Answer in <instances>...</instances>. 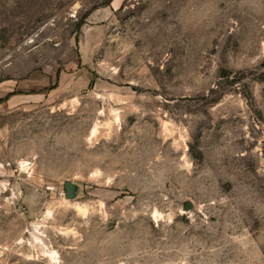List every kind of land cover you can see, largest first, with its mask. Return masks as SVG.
<instances>
[{"label": "rangeland", "instance_id": "374dc122", "mask_svg": "<svg viewBox=\"0 0 264 264\" xmlns=\"http://www.w3.org/2000/svg\"><path fill=\"white\" fill-rule=\"evenodd\" d=\"M0 264H264V0H0Z\"/></svg>", "mask_w": 264, "mask_h": 264}, {"label": "water", "instance_id": "95a60500", "mask_svg": "<svg viewBox=\"0 0 264 264\" xmlns=\"http://www.w3.org/2000/svg\"><path fill=\"white\" fill-rule=\"evenodd\" d=\"M66 190H67V195L68 197H73L74 196V185L71 182H66ZM191 206L190 203L187 204V208Z\"/></svg>", "mask_w": 264, "mask_h": 264}]
</instances>
